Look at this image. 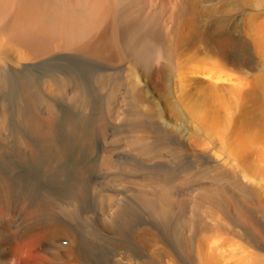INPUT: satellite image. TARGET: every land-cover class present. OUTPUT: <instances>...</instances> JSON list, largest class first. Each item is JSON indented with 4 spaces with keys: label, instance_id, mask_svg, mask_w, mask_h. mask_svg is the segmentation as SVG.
<instances>
[{
    "label": "bare ground",
    "instance_id": "bare-ground-1",
    "mask_svg": "<svg viewBox=\"0 0 264 264\" xmlns=\"http://www.w3.org/2000/svg\"><path fill=\"white\" fill-rule=\"evenodd\" d=\"M231 1L240 39L208 22L205 0H0V264H264V93L251 76L229 159L208 139L221 107L208 80H226L208 65L230 66L241 46L247 70L264 45L255 0ZM165 80L192 124L182 132L145 96Z\"/></svg>",
    "mask_w": 264,
    "mask_h": 264
},
{
    "label": "rangeland",
    "instance_id": "rangeland-1",
    "mask_svg": "<svg viewBox=\"0 0 264 264\" xmlns=\"http://www.w3.org/2000/svg\"><path fill=\"white\" fill-rule=\"evenodd\" d=\"M205 1H206L205 3L208 4L209 7H211L210 11H208V14H209L207 16L208 22H210L211 19L213 21L215 20V21L226 22L228 28L230 27L229 30H232L235 33L236 37L240 39L242 35L241 34L242 33L241 19L243 16V8L241 6H238L231 0H210V1L205 0ZM252 12L254 15L263 14L264 13V0H255V5L252 9ZM225 18L227 21L225 20ZM234 26H236V28ZM252 45L251 47L253 48L252 49L250 48L251 55H252L251 65H250V68L247 70L246 69L240 70L239 68L238 69L236 68L235 63L238 62L237 61L238 57H243L244 55V51L241 46L236 48L238 50L235 49L232 53H230L229 56H231V59L232 60L234 59L235 61L232 64H230V66L218 68L212 65L211 63L208 65V68H209L208 75L209 76H212V74L215 73L226 79L225 81H220L223 83H218L215 88L209 84L210 81L208 80V86H210L212 89H219L217 90L219 92V93L217 92L218 100H216L215 103L217 102L219 104V102L221 101L219 105L221 106L220 112L218 113L219 118H220L219 125L217 128L218 131L215 134H210L212 132H209L208 139L212 141V143H214L215 153L218 154L224 160H228L230 157L229 151H228V145H229L228 136L230 132L233 130L236 118L239 115L240 110H241V105L247 103V100H248L245 97V92H244L246 89L244 90V88L240 86L242 77L245 75L248 77L251 76L253 84H255L256 86V90L261 94L264 93V47H263L264 45H262L258 41V39ZM254 45H255V48H254ZM260 48L261 50H259ZM155 89L156 88L149 86L147 89H145V96L148 100H150L151 103L153 102L152 105L155 108V111L159 112L157 113L158 118L160 119L164 118L165 121L168 122V124L170 123L169 125L172 124L173 127L175 126V128L177 126V129L179 127L180 128L178 129L179 132L184 131L186 127L191 128L192 124L186 121V118L188 119L187 114L185 113V111H183L184 109L182 107V103L179 102V99L177 98V88H176L175 83L171 82V80H165V82L162 83L159 88H157L156 90ZM219 94L221 95V98H219ZM171 103L175 105L174 107L177 110L176 114L173 117H170V115H168V111H169L168 105L171 106L172 105ZM196 121L197 120L193 119V124L195 127L197 126V129H198L197 133L201 135L204 134V129L206 127L204 125H201V123L198 124L197 123L198 121L197 122ZM227 154L229 156H227ZM262 176L263 177L260 180L259 185L263 187L264 186V175ZM32 250L33 249H31L30 252L26 254V258H28L30 263L35 262V259L30 258L32 256H35ZM18 254L19 253H15V255H13L12 262H16L18 258ZM237 254L238 253H236V255ZM233 258L237 259V257H233Z\"/></svg>",
    "mask_w": 264,
    "mask_h": 264
}]
</instances>
